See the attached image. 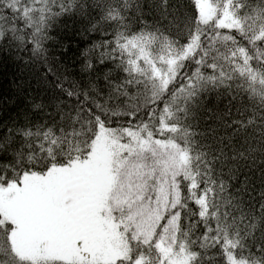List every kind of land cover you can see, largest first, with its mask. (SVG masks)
Listing matches in <instances>:
<instances>
[{"label": "snow or ice", "instance_id": "6c2138e0", "mask_svg": "<svg viewBox=\"0 0 264 264\" xmlns=\"http://www.w3.org/2000/svg\"><path fill=\"white\" fill-rule=\"evenodd\" d=\"M0 264H264V0H0Z\"/></svg>", "mask_w": 264, "mask_h": 264}]
</instances>
